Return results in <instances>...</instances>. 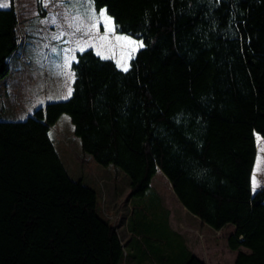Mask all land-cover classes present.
<instances>
[{
  "label": "trees",
  "instance_id": "obj_1",
  "mask_svg": "<svg viewBox=\"0 0 264 264\" xmlns=\"http://www.w3.org/2000/svg\"><path fill=\"white\" fill-rule=\"evenodd\" d=\"M90 1L143 47L127 71L91 49L76 53L67 100L0 121V264L123 263L96 191L71 179L55 150L51 127L63 114L82 153L128 178L131 200L159 199L151 183L160 172L203 225L234 228V264H264V189L251 187L256 142L264 146V0ZM36 7L44 17L42 0ZM17 28L9 0L0 79ZM185 264L204 263L188 253Z\"/></svg>",
  "mask_w": 264,
  "mask_h": 264
},
{
  "label": "rangeland",
  "instance_id": "obj_2",
  "mask_svg": "<svg viewBox=\"0 0 264 264\" xmlns=\"http://www.w3.org/2000/svg\"><path fill=\"white\" fill-rule=\"evenodd\" d=\"M4 3L8 7L0 9L9 8V0H0ZM14 7L19 42L8 61V74L0 79V121H21L48 103L67 99L74 79L71 64L77 52L91 49L125 71L143 47L140 41L117 34L111 19L107 31L103 20L93 28L95 10L90 0H42L44 17L37 11L36 0H14ZM120 47L129 53H122ZM50 136L69 177L96 191L101 216L118 231L123 242L122 264H185L188 253L204 264H234L238 252L227 247L234 228L226 226L216 232L203 225L174 200L171 186L160 172L151 183L160 198H151L147 192L144 198L132 202L128 178L82 153L66 114L51 127ZM255 137L260 141L261 136ZM257 144L252 192L264 189V146Z\"/></svg>",
  "mask_w": 264,
  "mask_h": 264
},
{
  "label": "snow or ice",
  "instance_id": "obj_3",
  "mask_svg": "<svg viewBox=\"0 0 264 264\" xmlns=\"http://www.w3.org/2000/svg\"><path fill=\"white\" fill-rule=\"evenodd\" d=\"M0 7H8V5L6 3L4 4H0ZM92 19H93V24H92V27L95 28L97 26V22L100 21V20H103L104 21V25H105V30L107 31L109 29V25L111 24V20L110 18H108V16L106 15V12L104 10H101L99 12V15L96 16L95 12L93 11L92 13ZM117 40H121V39H124L122 37H116ZM128 43H134L133 41H128ZM141 47L143 45H140ZM99 54V53H98ZM125 71H127V68L125 67L124 68ZM255 177H253V186L255 187Z\"/></svg>",
  "mask_w": 264,
  "mask_h": 264
},
{
  "label": "crops",
  "instance_id": "obj_4",
  "mask_svg": "<svg viewBox=\"0 0 264 264\" xmlns=\"http://www.w3.org/2000/svg\"><path fill=\"white\" fill-rule=\"evenodd\" d=\"M71 92H72V89H71ZM71 92H70V93H71ZM70 95H71V94H70ZM69 97H70V96H69ZM69 97H68V98H69ZM68 98H67V99H68ZM65 100H66V99H65ZM130 200H131V199H130ZM174 200H175V201H178L177 198H174ZM131 201L133 202V200H131ZM177 203H179V201H178ZM203 263H204V262H203Z\"/></svg>",
  "mask_w": 264,
  "mask_h": 264
},
{
  "label": "clouds",
  "instance_id": "obj_5",
  "mask_svg": "<svg viewBox=\"0 0 264 264\" xmlns=\"http://www.w3.org/2000/svg\"><path fill=\"white\" fill-rule=\"evenodd\" d=\"M255 139H256V137H255Z\"/></svg>",
  "mask_w": 264,
  "mask_h": 264
}]
</instances>
